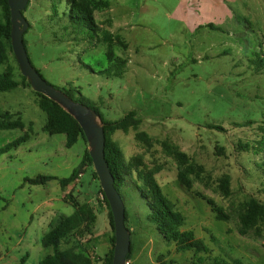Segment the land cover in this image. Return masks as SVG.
Instances as JSON below:
<instances>
[{
	"label": "rangeland",
	"instance_id": "obj_1",
	"mask_svg": "<svg viewBox=\"0 0 264 264\" xmlns=\"http://www.w3.org/2000/svg\"><path fill=\"white\" fill-rule=\"evenodd\" d=\"M91 1L101 29L94 43L79 42L71 30L67 35L49 24L58 0H30L24 11L33 25L25 36L29 58L46 81L81 91L107 120L137 113L139 131L149 135L151 144L139 141L134 130L118 131L114 140L127 161L139 158L156 173L164 194L185 218L183 230L193 231L210 250L180 253L154 226L140 225L131 236V263L200 264L211 257L228 264L236 259L264 264V226L260 236L242 235L238 218L251 197L264 201V178L256 165L260 157L251 149L264 122V71L257 62L264 59V0ZM59 7L63 13L66 0ZM110 50L126 64L109 63ZM10 63L17 69L13 58ZM101 70L106 73L99 74ZM0 108L20 113L31 134L27 143L0 156V264H39L53 253L42 245L51 228L40 225L46 212L54 226L74 212L66 202L68 193L91 204L100 193L90 169L64 189L57 180L47 185L27 180L69 177L89 145L79 139L67 148L65 135L45 133L46 115L29 88L0 93ZM23 133L0 130V148ZM164 142L203 168L200 176H189L191 188L180 181L181 167ZM225 177L230 179V196L220 188ZM208 199L224 211L226 221L217 219ZM97 206L93 256L104 264L113 234L107 208ZM76 243L72 237L61 249Z\"/></svg>",
	"mask_w": 264,
	"mask_h": 264
},
{
	"label": "trees",
	"instance_id": "obj_2",
	"mask_svg": "<svg viewBox=\"0 0 264 264\" xmlns=\"http://www.w3.org/2000/svg\"><path fill=\"white\" fill-rule=\"evenodd\" d=\"M61 1L62 0H58L53 6L54 10L49 17V24L56 26L55 28L59 30H65V32L68 33L67 35H69V30H71L72 33L76 35L75 40L79 42H98L101 29L98 27L94 16V3L91 0H66L68 8H66L63 13H60L59 3ZM29 6L30 1L27 9ZM64 19L65 22H63ZM32 28L33 25L30 24L29 29L24 34L26 48L27 42L25 36ZM11 31L12 24L8 0H0V93L13 92L19 88H29L32 90L27 78L21 74L19 65L14 56ZM110 38L111 36L107 34L106 40ZM107 57L109 63L116 61L120 64H126L124 59L114 56L111 50L107 52ZM12 58L15 63H17V69L10 63ZM257 62L261 64L260 66L263 68L262 71H264V59L258 57ZM105 71L106 70H101L98 73L103 74L106 73ZM60 90L64 91L74 101L93 109L104 124L106 160L115 178V187L120 193L126 207L125 224L130 230L131 236L134 235L135 228L138 229L140 225H152L166 241L175 243L178 252L209 254L210 250L203 240L198 239L193 231L183 230L185 218L176 210L173 203L164 194L162 187L156 179V173L144 166L139 158H133L127 161L123 151L114 140V135L118 131L127 133L130 130H134L136 132V138L139 141L144 142L146 145L151 144L149 135L143 131H139L142 120L137 116V113L135 111H130L121 119L110 121L104 118L100 107L84 97L81 91H74L72 89ZM32 92L37 96L39 108L46 115V121L43 126V131L45 133L49 135H65V146L67 148H72L78 143L79 139H83L87 142L80 124L74 117L46 96L33 90ZM75 93L78 96L77 98L73 96ZM0 130H21L24 132L17 139L0 148V156L17 150L31 138L30 130L28 131L27 125L21 117V114L1 108ZM259 130L261 132L260 138L256 141L255 145H252L251 149L254 155L260 157V161L256 165L264 178V122L260 125ZM163 146L170 155L174 156L181 167L179 174L180 181L187 188H191L192 185L189 176H200V174L204 172L203 168L196 165L190 157L177 146H173L167 142H164ZM88 169H90L91 178L96 181L98 193H100V198L97 199L98 203H81L74 197L73 193H68L66 202L74 208V212L69 216H62L58 219L57 223L51 226L50 230L43 236L42 245L46 248H52L53 253L43 258L39 264H97L101 259L98 255H96V257L93 256L97 246V240L95 237L93 238V236L97 221L96 207H98L97 205L101 207L102 204H105L108 210L109 224L111 233L113 234L112 237L109 238L111 248L106 253L103 262L104 264H112L115 246L113 216L88 150L84 153L81 164L74 169L69 177L57 178L53 176H38L28 179L27 181L32 185H47L50 181L57 180L64 189L79 180ZM220 188L225 196L231 195L230 179L228 177L221 180ZM208 202L213 206L218 220L226 221L228 219L224 211L216 206L214 201L208 199ZM238 218L240 222V233L242 235L255 232L260 236L261 228L264 226V201L251 197L242 204ZM72 237L77 240L76 245L68 249H61L62 242ZM133 257L134 243L131 239V251L127 256V261L131 260ZM199 263L228 264L226 261H220L218 258L211 257H208L205 261H199ZM160 264L166 263L162 262ZM233 264L245 263L236 259L233 261Z\"/></svg>",
	"mask_w": 264,
	"mask_h": 264
},
{
	"label": "water",
	"instance_id": "obj_3",
	"mask_svg": "<svg viewBox=\"0 0 264 264\" xmlns=\"http://www.w3.org/2000/svg\"><path fill=\"white\" fill-rule=\"evenodd\" d=\"M30 0H8L11 14V42L21 74L27 78L33 91L60 105L80 124L89 145V155L100 185L108 200L115 230L112 264H125L131 251V232L125 224L126 207L115 187V178L106 160L104 124L99 115L88 106L74 101L64 91L46 81L33 66L24 43V34L30 24L24 16Z\"/></svg>",
	"mask_w": 264,
	"mask_h": 264
},
{
	"label": "crops",
	"instance_id": "obj_4",
	"mask_svg": "<svg viewBox=\"0 0 264 264\" xmlns=\"http://www.w3.org/2000/svg\"><path fill=\"white\" fill-rule=\"evenodd\" d=\"M98 202H97V200L95 201V204H97ZM48 205H52V204H50V203H48ZM101 208H106V206H105V204H102V206H101ZM105 212V215H107V217H108V211L107 210H105L104 211ZM46 213H48L46 216H45V218L40 222V225H43V226H45L46 224H48V226L49 227H51L52 226V223H53V221H50V211H47ZM109 220V219H108ZM110 225V224H109ZM96 227V226H95ZM47 233V232H46ZM45 233V234H46ZM44 234V235H45ZM95 254H96V252H95Z\"/></svg>",
	"mask_w": 264,
	"mask_h": 264
},
{
	"label": "built area",
	"instance_id": "obj_5",
	"mask_svg": "<svg viewBox=\"0 0 264 264\" xmlns=\"http://www.w3.org/2000/svg\"><path fill=\"white\" fill-rule=\"evenodd\" d=\"M125 264H132L131 260H129V261L126 260Z\"/></svg>",
	"mask_w": 264,
	"mask_h": 264
}]
</instances>
